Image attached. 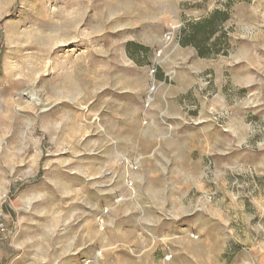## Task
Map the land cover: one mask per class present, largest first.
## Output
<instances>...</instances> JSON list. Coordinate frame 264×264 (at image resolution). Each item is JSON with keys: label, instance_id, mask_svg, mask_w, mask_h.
Returning a JSON list of instances; mask_svg holds the SVG:
<instances>
[{"label": "rangeland", "instance_id": "obj_1", "mask_svg": "<svg viewBox=\"0 0 264 264\" xmlns=\"http://www.w3.org/2000/svg\"><path fill=\"white\" fill-rule=\"evenodd\" d=\"M0 264H264V0H0Z\"/></svg>", "mask_w": 264, "mask_h": 264}]
</instances>
